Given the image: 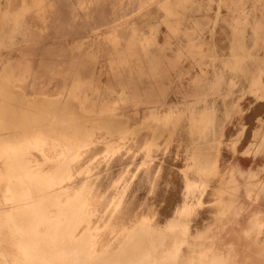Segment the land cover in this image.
Segmentation results:
<instances>
[{"label": "rangeland", "instance_id": "obj_1", "mask_svg": "<svg viewBox=\"0 0 264 264\" xmlns=\"http://www.w3.org/2000/svg\"><path fill=\"white\" fill-rule=\"evenodd\" d=\"M0 7V69L16 73L15 79L27 82L28 89L53 95L76 81L80 93L74 98L84 96L96 112H116L129 122L146 115L166 121L165 138L171 142L152 148V167L139 170L132 195L136 207L127 208L133 217H149L159 204L167 203L163 210L182 204L185 176L195 177L183 170L189 153L184 146L195 138L190 121L206 111L213 113L222 133L208 135L218 143L214 150L221 177L233 172L240 186L235 221L239 217L248 227L254 211L264 213V150L242 153L254 134L264 130V0H0ZM144 140L128 143L130 151L116 161L136 166L143 158ZM250 170L256 173L250 175ZM154 177L158 188L150 194L156 193L160 202L152 194L153 199L146 198L147 191L142 194ZM218 184L211 181L209 188ZM169 193L180 200L168 201ZM254 198L261 200L256 203ZM145 201L150 203L144 208L147 214ZM208 205L203 203L204 212ZM225 236L216 242L218 251ZM259 259L263 264L264 256Z\"/></svg>", "mask_w": 264, "mask_h": 264}, {"label": "bare ground", "instance_id": "obj_2", "mask_svg": "<svg viewBox=\"0 0 264 264\" xmlns=\"http://www.w3.org/2000/svg\"><path fill=\"white\" fill-rule=\"evenodd\" d=\"M160 10L165 12L163 4ZM3 11L0 7V21ZM111 37H107L108 42ZM17 76L3 66L0 69V264L262 263L264 213L254 211L248 227L239 217L235 221L240 186L233 172L224 178L223 170L217 168L214 149L218 143L209 141L208 135L218 137L220 125L212 121V112L190 121L189 132L195 138L191 146L188 142L184 146L189 153L183 170L192 171L195 177L185 176L182 204L177 209L172 204L170 208L175 206L176 210L171 213L167 209L170 204L163 210L164 200L174 199L171 192L168 190L167 198L163 195L166 199L161 196L163 207L157 206L161 198L151 193L158 198L154 199L156 205L152 200L158 212L148 210L155 217L142 213L135 218L127 208L136 207L132 195L137 174L141 168L152 167V148L171 142L165 138L166 121L150 120L146 115L129 122L116 112H96L84 96L74 98L80 93L76 81L52 95L28 89L27 82L16 80ZM138 137H145V144L140 148L143 158L136 166L116 161L122 152L130 151L127 144ZM248 150L263 152L264 130L254 134L242 153ZM238 174L243 175L240 170ZM156 178L148 181L147 188L141 180L146 198L151 197ZM216 180L218 186L209 188ZM253 200L257 203L261 199ZM145 202L142 207L147 210L150 203ZM203 203L210 204L209 211H203ZM223 235L218 251L216 242ZM202 239L208 244H202Z\"/></svg>", "mask_w": 264, "mask_h": 264}]
</instances>
